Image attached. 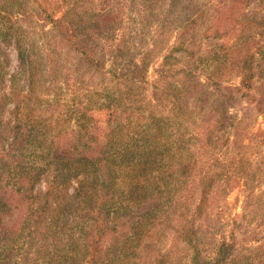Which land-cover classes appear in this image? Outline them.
<instances>
[{
  "label": "trees",
  "instance_id": "1",
  "mask_svg": "<svg viewBox=\"0 0 264 264\" xmlns=\"http://www.w3.org/2000/svg\"><path fill=\"white\" fill-rule=\"evenodd\" d=\"M69 1L0 0V264H137L133 259L138 249L154 246L155 232L164 223L172 229L167 235L173 242L193 245L190 264H264L235 254L234 237L213 243L210 261L200 258V240L210 231L201 234L206 227H197V219L209 195L224 191V172L204 176L203 164L197 162L196 173L187 163L176 164L183 153L189 154L190 142L200 141L207 148L218 141L224 146L232 130L233 143L249 149L230 108L246 100L263 112L264 81L257 86L256 79L264 77V0H171L163 16L168 30L160 26L159 36L172 32L171 52L188 60L181 78L161 82L170 71L161 72L149 98L145 87L135 96L133 88L117 95L104 88L106 102L88 101L96 109L85 105L92 87L84 79L93 82L110 72L96 41L114 38L111 24L126 15L122 8L108 7L96 21L59 17ZM165 1L129 4L135 13L141 8L153 12ZM251 7L256 12L250 14ZM16 15L21 16L18 21L13 20ZM101 20L110 23L104 31ZM200 23H208L211 30L205 31L207 49L192 31ZM125 42L116 45L120 56L127 53ZM7 46L16 50L20 76L26 77L20 84L18 74L13 75L9 90L3 89ZM145 60L123 57L128 65L116 76L138 79L141 75L134 74L145 71ZM200 66L207 71L205 80L194 73ZM39 77L55 91V99L41 88L37 91ZM232 78H240V85H225ZM65 93L76 103L70 110L63 102ZM182 116L200 120L202 128L187 135ZM260 144L253 142L250 149L260 152ZM263 164L264 159L246 171L247 184L264 181ZM42 180L45 192L36 190ZM189 183L191 189L202 188L195 204L194 193L184 194ZM158 255L148 263L166 264Z\"/></svg>",
  "mask_w": 264,
  "mask_h": 264
},
{
  "label": "rangeland",
  "instance_id": "2",
  "mask_svg": "<svg viewBox=\"0 0 264 264\" xmlns=\"http://www.w3.org/2000/svg\"><path fill=\"white\" fill-rule=\"evenodd\" d=\"M131 1L134 0H70L67 6H63L61 12L58 14L59 17L61 15L66 16L68 20H75L77 15H79L83 21H96V17L101 12L107 11L108 7L124 9L126 15L124 19L121 22H113L114 24H111L114 29V38L106 39L107 36H103L101 40L96 41V47L99 51L98 55L105 61L106 69L110 70V72L103 77H99L97 80L95 79L93 82H91V78L87 77L84 79L83 77L87 86L92 88L88 90L91 96L90 99H83L82 101L86 100L85 105L93 109H96V107L89 105V100L94 104L95 101H99L100 103L107 101L103 91L104 88H109L110 92L112 91L115 95L119 92L124 94L126 90L133 88L135 96L142 87H145V97L149 98L152 96L153 91H155V82L160 79L161 72L170 71L168 73L170 77L161 82H171L173 79L181 78L183 75L181 70L185 69L184 66L187 65L188 60L181 56L180 52H171L172 44L174 43V34L169 32V35L159 36L160 26H165L166 31L168 30V23L163 19V16L171 0H166L162 9L156 7L152 12L150 9L141 8L142 11L139 13H135L132 10L131 4H129ZM72 4H75L76 8L72 9ZM249 12L250 14L256 12V9L251 7ZM19 18L21 16L16 15L13 17V20L18 21ZM74 22L77 23V21ZM106 24L101 20L100 29L103 31L106 30L110 23ZM175 24L180 25L181 23L180 21H175ZM207 26L208 23H200L199 26L192 29L194 33H197L198 44L201 45L202 49H207L208 39L206 35L208 32L211 33V30H207ZM24 27L26 26L24 25ZM88 32L91 34V31ZM168 37H171L170 42L167 40ZM161 38L165 39L162 40ZM124 39L126 40L124 45L126 44L127 46V53L124 51L123 56H120L117 50L119 47L116 48V45L120 44ZM6 48L9 61L5 64L3 71L5 73L3 89L9 90L8 87L11 85L13 75L18 74L20 84L25 83L26 77L20 76L22 71L14 47L7 46ZM123 57L138 63H142L146 59L145 63L148 66L145 71L134 74L137 76L141 75L138 79H133L132 76L127 75H124V78L118 79L116 73H119L120 69L125 68L123 66L128 65L127 62L123 64ZM126 72L129 71L127 70ZM194 73L202 80H205L204 73H207V71L204 66H200L194 69ZM142 77H145V83L140 80ZM135 81H138V83H134ZM256 81V85L260 86L264 81V77H260ZM39 83L40 85L37 87V91L41 88L50 100L55 99L54 95L56 93L52 88L48 89L49 84L44 81V77H39ZM95 85L98 86L95 87ZM225 85L239 86L240 78H232ZM67 94H63V102L68 107V110H70L76 103L73 104L75 100L73 102L69 101ZM254 95L259 96V92H254ZM245 101L242 100L231 107L230 114L234 117V124L240 123L238 127H243L242 142L244 145L249 146V149L248 147L244 148L241 145H235L233 143L235 139L232 130L229 133V142L224 146H222L223 143H218V141L211 143L213 147L207 148V145H204V147L200 146V141L190 142L187 147L189 154L183 153L176 162V164L178 162L187 163L192 173L197 172V162L203 164L201 175L204 176L215 171L224 172L222 176L224 191H214L212 195H209L202 217L197 219L196 224L197 227L199 225L206 227L201 228V234L206 233L207 229L210 231V233L204 234V242L200 240L199 244L200 258L207 261H210L214 257L212 250L213 243L218 244L224 240L231 241L232 237L237 240L235 254L244 256L245 260L264 261V181L261 184L258 182L247 184L243 178L247 170H251L254 165L264 159V105L263 112H257L253 109V105L247 104ZM141 103L142 101H139L137 105ZM135 110L132 107L130 108L131 115L136 113ZM99 113L101 114L102 112ZM9 116L8 113H5L6 118H9ZM182 118L184 120L182 124L183 129L188 127L187 135L193 134L194 131L198 132L202 128V122L200 120L189 116H182ZM240 134H242V130H240ZM257 141L261 142L259 145V148H261L260 152L250 149L251 144ZM261 173L264 178V168ZM156 176H160V170L156 172ZM178 178L180 179L179 176ZM178 178L174 179L176 180ZM175 180H172V186L176 185ZM46 189L45 180H42L36 187V190L39 192H45ZM162 189L165 192L167 188L162 186ZM201 189H191V183H189L188 185H184V194L191 197V194L194 193L195 195L191 201L195 204L198 202ZM72 191L73 188H70V193ZM174 224L175 222L172 225ZM161 226L155 232V238L152 239L154 246L148 251L139 248L137 257L133 261L137 264H149V258L151 260L159 259L158 254H160L161 257H165L166 264H169L173 245H175L176 250L172 252L173 255L170 259L173 264H176L178 261L180 262L179 264L192 263L191 261L194 258L192 254L194 250L193 245L188 244L187 241L182 243L173 242L176 239H172L170 235H167V232L169 233L170 230L171 233L172 229L169 228L168 230L165 223ZM210 235L213 237L212 241L209 240ZM202 236L200 235L198 239Z\"/></svg>",
  "mask_w": 264,
  "mask_h": 264
}]
</instances>
